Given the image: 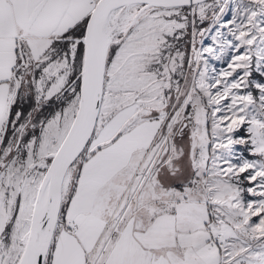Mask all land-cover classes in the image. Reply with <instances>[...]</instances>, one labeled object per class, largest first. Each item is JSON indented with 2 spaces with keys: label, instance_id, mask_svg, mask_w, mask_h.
Returning a JSON list of instances; mask_svg holds the SVG:
<instances>
[{
  "label": "snow or ice",
  "instance_id": "6c2138e0",
  "mask_svg": "<svg viewBox=\"0 0 264 264\" xmlns=\"http://www.w3.org/2000/svg\"><path fill=\"white\" fill-rule=\"evenodd\" d=\"M0 264H264V0H0Z\"/></svg>",
  "mask_w": 264,
  "mask_h": 264
}]
</instances>
